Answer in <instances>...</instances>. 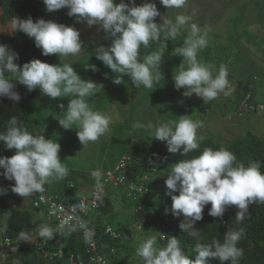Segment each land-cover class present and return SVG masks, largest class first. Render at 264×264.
Segmentation results:
<instances>
[{"label":"clouds","instance_id":"1","mask_svg":"<svg viewBox=\"0 0 264 264\" xmlns=\"http://www.w3.org/2000/svg\"><path fill=\"white\" fill-rule=\"evenodd\" d=\"M186 3L187 0H160V4L167 9H180ZM44 4L48 12L67 8V15L75 17L77 22H86L89 27L98 25L106 33L105 39H110L111 43L108 46L98 44L94 49L96 58L113 73L127 74L135 88L143 86L153 89L154 83H158L159 79L154 73H161L159 69L163 62L162 51H150L143 60L138 59L141 47L147 49L152 43L158 42L162 32H166L168 37L176 38L192 20L191 16L178 14L174 23L164 20L161 26L155 22L160 12L154 0H145L140 5L131 0V6L125 0H120L119 3H115V0H44ZM15 31L34 38L35 47L41 49L44 56H75L83 49L80 31L73 25L44 18L33 21L31 16L26 19L16 17L13 20V32ZM208 31L207 27L202 29L197 23L191 22L183 46L173 51L174 55L182 57L179 71L173 76L174 87L177 90L184 89L185 96L195 94L201 97L205 103L216 99L220 93L227 96L232 91L225 65H220L214 74L212 65L198 59V52L208 45ZM18 59L17 53L0 43V97H7L14 102L21 99L15 90L13 79L26 86L29 92L39 87L42 94L52 99L71 94L75 98L70 99L63 115L57 116L61 127L72 129L74 124L78 125L77 137L83 147L110 131L111 117L92 110L86 100L99 88H103L102 84L82 79L74 67L67 63L51 64L34 58L21 66L15 62ZM85 67L98 71L94 64H87ZM113 82L124 83L122 75L114 77ZM59 107L63 109L64 105L60 104ZM133 127L139 129L145 125L136 122ZM147 127L153 129L152 137L166 142L168 152L173 154L180 152L187 156L199 148V141L203 139L198 137V129L203 127V122L192 119L190 115H180L177 121L149 124ZM0 142H4L6 148L15 150L10 157L0 156V169L3 170L0 175L9 181L14 180L15 183L9 188L21 196L13 201V205L14 202L23 201L22 197L30 196L32 204L29 208L38 217L34 213L37 208L35 201H39L41 194L35 197L33 193L43 192L50 178L64 179L69 174L58 155L60 144L44 135H33L15 115L8 119L5 130L0 131ZM261 163L253 161L245 165L224 146L217 149L204 148L198 155L174 163L170 174H167L165 185L166 194L172 200V214L176 217L181 214L184 216L179 228L190 236H195V232L191 230L195 229V222L203 218V209L209 203L211 207L208 214L213 217H222L227 207L236 206V221L242 222L250 204L264 203V171L261 170ZM150 169L156 173L155 168ZM145 174L147 173H141V176ZM91 175L96 180V189L101 190V171L95 170ZM145 177L149 179V176ZM6 191L0 188V195L6 194ZM50 195L59 197L57 194ZM137 195L129 196L135 200ZM59 198L63 199V196ZM63 201L67 203L66 200ZM74 201L75 199L72 202ZM93 211L94 209H90L79 215L87 219L86 216H90ZM71 219L72 217L61 220L56 228L47 223L42 224L39 237L51 240L54 234L62 232L66 227L69 231H74L69 225ZM79 226L84 229L85 242L90 243L91 230L83 221H80ZM243 235L242 229L232 230L225 233L223 242L213 239L208 244L197 243L194 260L184 253L180 241L174 236L160 248L154 246L157 237L146 239L139 244L136 254L142 258L143 264H210V258L239 264L243 249L237 245ZM17 239L18 242L31 241L30 235L24 231L19 232ZM13 264L20 262L14 260Z\"/></svg>","mask_w":264,"mask_h":264},{"label":"rangeland","instance_id":"2","mask_svg":"<svg viewBox=\"0 0 264 264\" xmlns=\"http://www.w3.org/2000/svg\"><path fill=\"white\" fill-rule=\"evenodd\" d=\"M119 2L120 0H115V3ZM144 2L145 0H135L137 5ZM154 2L160 12V16L155 18V22L160 23L161 26H163L164 20H171L174 23L178 14L191 16L192 20L173 40H169L171 37H168L166 32H162L161 39L158 42L152 43L147 49L141 47L138 56L140 60H143L144 56L150 51H162L164 53L163 62L159 69L161 73H154V76H158L159 79L158 83H154L153 89H147L143 86L135 88L127 74L113 73L110 68L96 58L95 47L98 44L108 46L111 43L110 39H105L106 33L99 29L98 25L89 27L86 22H77L75 17L62 16L56 11L49 12L51 18L55 20L63 19L67 22V25H73L77 28L83 41V49L80 54L61 57L57 54L55 60L50 63L70 64L82 79H91L98 84H102L103 88H99L93 95L94 97H103L104 94L115 99L122 97L121 104L124 107L127 106L126 108H130L132 114L144 118L140 122L145 121L146 124L143 129L144 133L140 134L135 132L133 128H124L120 123L121 126L115 130L114 135L106 134L97 141L89 142L86 147H83L77 137L78 129L76 128H78V125L74 124L72 129H64L59 125L57 119L59 114L63 115L62 112L66 110L70 99L75 97L69 94L66 97L52 99L42 94L39 87H37V95L31 101L30 106L31 114L36 117L38 127L36 133L29 132L33 135H44L46 138L57 140L60 144L58 155L69 170L67 176L70 175L69 177L74 179L68 182L65 178L59 180L50 178L44 186L45 190L43 192L57 193L59 197H62V184L64 186L67 182L65 185L68 186L69 183H72L74 186L70 187L71 191H69V196L66 197V202L72 203L76 198L87 197L91 193L92 187L96 185V180L91 175L93 171L100 170L102 172L104 169L109 168L118 157L127 153L131 146L140 147L142 142L149 145L163 142L153 138V129L147 126L149 124L156 125L160 122L177 121L180 115H191L192 119L202 121L203 127L206 128L202 127L203 129L198 130V137L213 136L220 141L221 145L241 137L249 129L264 139V111L259 117L247 113L227 120L223 115L233 103L231 100L229 103L224 102L223 93H220L216 99L205 103L201 97L195 94L191 96L183 95L184 89L177 90L174 87L173 79V76L179 71V64L182 62V57L174 55L173 51L175 48L183 46L184 39L190 29V23L195 22L202 29L207 27L209 30L208 45L198 52V59L212 65L214 74L220 65H225L228 70L229 81L242 79V82L244 81V84H246L255 77L252 99L255 103L264 106V0H187L186 5L180 9H167L160 4V0H154ZM125 3H129L131 6V0H125ZM4 27L5 25L0 23V28L4 29ZM175 39H179L181 42L176 43ZM87 64L96 65L98 71L94 72L90 68H86ZM185 67H187L186 63ZM120 75H122L124 83H114L113 78H118ZM12 82L15 87L23 86L14 79ZM233 93L232 90L231 94ZM91 97L86 98L88 104ZM60 104L64 105L63 109L59 107ZM107 115L110 116L113 113L109 112ZM203 118L204 120H202ZM131 121L136 123L134 120ZM139 130L141 132V128ZM165 165L169 166L170 164L166 163ZM139 166L132 167L131 165L128 167L131 175L128 178L135 177V180H139L149 176V180L152 181L149 188H146L144 192H140V190L136 192L138 193V199L143 200V207H147V200L156 202L165 195L164 185L160 181L163 177L159 173L153 172L147 165ZM141 173L147 174L141 176ZM144 182L146 181L144 180ZM126 190L124 185L110 181L105 185V191L102 194V198L105 200L101 207L108 206L104 210L107 212L104 220H102L103 223H109L116 228L117 224L123 221V224H127L131 233V239L126 235H121V237L118 235V239H113L110 246L112 251L106 252L108 256L110 255L111 264L141 263L142 258L136 254V249L142 241L157 237L154 246L161 244L162 234L142 228V223H135L137 220L135 221L133 216L136 208H138L137 201L132 200ZM39 193L33 194L36 197ZM30 199V196L22 197L24 203L22 201L14 203L23 208H29L28 202H30ZM101 210L103 209L94 210V213L90 215L101 213ZM4 220L5 216L2 218V222ZM126 221H129V223H125ZM68 236L66 232L62 235L63 245L67 253L64 264H75L73 256L81 248L83 239L79 232L75 231H72L70 237ZM104 245V248L109 247L106 243ZM4 251L0 253V264L3 261Z\"/></svg>","mask_w":264,"mask_h":264},{"label":"trees","instance_id":"3","mask_svg":"<svg viewBox=\"0 0 264 264\" xmlns=\"http://www.w3.org/2000/svg\"><path fill=\"white\" fill-rule=\"evenodd\" d=\"M55 11L62 16H68L67 8H61ZM29 16L32 17L33 21L38 18H44L45 20H53L67 25L65 20H55L49 16L44 0H0V23L5 25L4 29L0 28V43L7 45L18 54L19 59L15 61L18 65L22 66L23 63L34 58L48 63L53 62L57 54L44 56L41 54V49L35 47L34 38H30L20 31L13 32V20L16 17L26 19ZM169 40H173V38ZM175 40L176 43L181 42L179 39ZM245 86L244 84L243 90ZM15 90L21 96L18 102H14L7 97H0V131L5 130L8 119L13 115L23 123L28 131H32L37 120L31 114L30 104L36 96L37 90L35 89L29 92L24 85L15 87ZM221 146L231 150L236 155L237 160L245 165L253 161L262 162L261 170L264 171V139L253 133L250 129L241 137H237L225 145H221L217 138L205 135L199 141V148L188 153L187 156L181 155L180 152L175 154L168 152L166 142L164 141L154 145V147L131 146L128 151L130 162L127 165V173L129 174L128 167L131 165L132 167L147 165L149 168H155L156 173H159L163 177L160 181L165 188V195L159 201H146L148 203L147 207H143V200L141 201L136 198L135 201H137L136 205L138 208H136L133 219L139 221L140 224L142 223L143 228L162 234L160 238L161 244H158L156 248L163 247L167 243V240L174 236L180 241L184 253L192 260L197 255L195 247L197 243L208 244L213 239H219L223 242L224 235L227 231L242 229L244 235L237 245L243 249V256L240 258L239 264H264V203L257 202L250 204L245 219L239 223L235 218L236 212L238 211L236 206L227 207L222 217H213L208 214L209 208L211 207L209 203L203 209V218L196 221L194 224L195 229L191 230L195 232V236H190L187 232L179 228V224L184 220L182 214L179 217L172 214V200L166 194L167 189L165 185L167 174H170L173 168L172 165L180 160L190 159L198 155L204 148L211 147L217 149ZM14 151V149L6 148L4 142H0V156L10 157L14 154ZM164 163L170 165L168 166ZM0 171L3 170L0 169ZM69 176L65 180L68 182L74 180L73 177ZM0 179V188L7 190L6 194L0 195V237L3 240H8L11 244V249L5 253L1 264H13L14 260H18L20 264H45L41 250L32 245L34 241L42 239L39 237L40 223H47L41 209H34V213L38 216L36 217L31 208H23L20 205L18 206L17 203L13 205V201L19 199L21 196L11 191L9 188L10 185L7 183L11 181L5 179L2 175H0ZM65 184L64 186L62 184L63 193H61L64 200H66V197L70 194L69 191H71V188ZM151 184L152 181L147 180L142 183V186L147 188ZM105 207L108 208V206L101 207L103 209L101 210L102 214L98 212L92 216H86V221L96 231L97 235L100 234V230L104 226L102 218L106 216L107 211H104ZM4 216L5 220L2 222ZM125 223H129V221ZM5 226L6 230H4ZM115 229L120 233V237L121 235H126L131 239L128 226L127 224H123V221H120ZM20 231L29 234L31 241L18 242L17 238ZM101 239L103 243L109 246L108 248H104V252L112 251V247L110 246L112 245L113 238L102 236ZM64 261L65 257L59 261V264L64 263ZM138 264L143 263L141 261ZM210 264H229V262H221L218 258H210Z\"/></svg>","mask_w":264,"mask_h":264},{"label":"bare ground","instance_id":"4","mask_svg":"<svg viewBox=\"0 0 264 264\" xmlns=\"http://www.w3.org/2000/svg\"><path fill=\"white\" fill-rule=\"evenodd\" d=\"M255 77L252 78V80L248 81L245 85L244 90L242 89V97L239 101V103L237 104V106L235 108H233L232 110L226 112L223 117L225 119H233L235 117H240L243 115H246L247 113H252L255 116H261L263 111H264V106L263 104L260 103H255L252 99V90L254 87L253 81H254ZM37 95V94H36ZM37 123V122H36ZM36 126V124H35ZM35 128V127H34ZM34 131V129L32 130V132ZM130 148V147H129ZM129 151V150H128ZM130 162V156L129 153H124L122 154L114 163V165L109 168L104 170L101 176V184H102V189L100 190L99 193L96 192V187L93 186L91 193L90 194H100L99 199H97V206L94 207V210H99L102 206V202L104 201V199L102 198V194H104L105 191V185L107 183H109L110 181H115L121 185H124L126 187V191L128 194H138L136 192H138L140 190V192H144V188L142 186V182L149 180L148 178H144V179H139V180H135L134 178H128L131 175H129L127 173V165ZM108 173H112L113 177L111 179H107V174ZM1 181V179H0ZM10 186H12L15 182L14 180L11 182H7ZM132 185V187H130ZM74 186V184L69 183L68 187H72ZM39 194H57V193H45V192H40ZM49 196V195H48ZM88 200V197H79L76 198V200ZM57 201H63L62 198L56 197ZM64 202V201H63ZM22 203H24V201H22ZM29 206L30 204H32V202H28ZM37 208H40L45 221L52 226L53 228L57 227L59 225L58 222H55L53 220V218L49 215L48 211V205L47 203H38L37 204ZM87 219H83L81 218V216H79V219L69 223L70 227L74 228L75 232H79V234L81 235L82 239H83V244L81 246V248L74 253V262L75 264H111V259L110 257L106 254V252H104V244L102 242V236H109L111 238H118V235L120 236V233L117 232V230L112 227L109 223H104L103 229L100 230V234H96V231L89 225L88 221H86ZM80 221H83L88 229L91 230L92 232V236H91V240L90 243H86L85 242V235H84V229H82L79 226ZM69 231V228L66 227L62 230V232L60 233H56L54 234V238L49 240L47 242V240H38V241H34L32 243L33 246H36L37 249L41 250V255H43V258L45 260V264H59V261L66 257L67 253L65 250V247L63 245V241H62V235L64 234V232ZM9 249H11V244L8 240H3L2 237L0 239V253L2 251H4V253H6ZM3 253V252H2ZM5 256V254H4ZM3 256V257H4ZM60 264H64V263H60Z\"/></svg>","mask_w":264,"mask_h":264},{"label":"crops","instance_id":"5","mask_svg":"<svg viewBox=\"0 0 264 264\" xmlns=\"http://www.w3.org/2000/svg\"><path fill=\"white\" fill-rule=\"evenodd\" d=\"M229 82L230 83L232 82V84H229V87L233 90L234 93L230 94V95H227V96L224 95L222 97L224 102L229 103L230 100H231V102L233 103L232 106L227 108V112H228V110H230L232 108H235L237 106V104L239 103V101H240V99L242 97V88H243V85H244V81L242 82V79H233L232 81H229ZM232 96H233V98H232ZM121 99H122V97L118 98V99H115V98H112V97H107L106 94H104L103 97H98V98L93 96V97H91L92 103L90 101L89 105L92 108V110H94V111H99V112H102V113H105V114H108L109 112L113 113V115H110V116L108 115L109 117H111V121L112 122L110 124V131L107 134L114 135L115 130L119 126H121V124L124 126V128H128V127L129 128H133L135 132L143 134L144 133L143 129L145 127L141 128V132H140L139 129L133 127V125L135 123H133L131 120H134V122H140V120H142L144 118H141V117H138V116L132 114V111H130V108H126L127 106L124 107L121 104ZM122 103H123V101H122ZM202 120H204V118ZM142 124L145 125L146 124L145 121ZM37 127H38V122L36 123V126L34 128V131H33L34 133L37 132ZM203 128H206V127H203ZM203 128H200L198 130H201ZM133 134H135V133H133ZM156 144H159V143H156ZM156 144H154V145H156ZM154 145H149V144H146V143H143V142L141 144V146H143V147H145V146L146 147H154ZM114 163H113V165H114ZM113 165H111L109 168H111ZM109 168H106V169H109ZM106 169H104V170H106ZM103 202H102V204H103ZM66 235L67 236L69 235L68 237H70L72 235V231H67Z\"/></svg>","mask_w":264,"mask_h":264},{"label":"built area","instance_id":"6","mask_svg":"<svg viewBox=\"0 0 264 264\" xmlns=\"http://www.w3.org/2000/svg\"><path fill=\"white\" fill-rule=\"evenodd\" d=\"M113 177L112 173L107 174V179H111ZM132 187V185L130 186ZM97 193L100 192V190H96ZM100 194H91L88 200H76L72 203H64L63 201H57L56 196L52 195H46L41 194L39 197V201H35V204L38 203H47L49 208V215L58 223H60L61 220L68 219L69 217H72L71 220H69V223L74 222L79 219V214H82L90 209H93L97 206V199H99Z\"/></svg>","mask_w":264,"mask_h":264}]
</instances>
